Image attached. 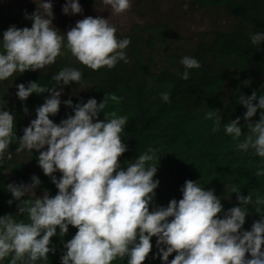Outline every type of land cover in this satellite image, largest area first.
<instances>
[{
  "label": "clouds",
  "instance_id": "obj_1",
  "mask_svg": "<svg viewBox=\"0 0 264 264\" xmlns=\"http://www.w3.org/2000/svg\"><path fill=\"white\" fill-rule=\"evenodd\" d=\"M34 3L35 10L23 14L31 26L20 28L13 24L0 37V81L54 64L58 56L64 55L62 49L93 71L112 69L120 61L129 63L125 49L130 38H117L108 17L85 16L62 32L53 24L52 0ZM101 3L117 15L131 7V0ZM61 7L65 15L83 12L79 0H65ZM249 40L260 49L264 31L251 33ZM179 63L184 68L178 73L182 80L189 79V70L201 67L191 56L181 57ZM50 81V86H41L37 81L16 85L15 95L21 102L33 93L48 95L36 107L35 118L23 128L15 152L35 150L38 167L58 191L54 196L46 191L31 198L30 194L41 185L35 174L30 182L6 185L11 194L7 204L15 202L17 212L0 215V264L6 259L8 264H46L49 253L57 252L51 238H63L70 225L77 231L71 239L62 240L60 264H111L118 258L126 259V264H142L152 250L153 237L157 251L152 258H159L161 264H264V196L257 194L253 201L251 193L242 195L233 186L231 193L237 194V205L225 209L214 190H205L198 180H185L179 189L182 198H173L166 206L156 205L155 189L160 183L154 179L160 159L158 149L148 146L134 159L125 160L126 167L118 159L128 150L122 143L128 117L104 110L109 98L117 103L121 98L106 93L99 103L88 98L87 102L75 104L69 98L63 104L73 114L56 123L50 116L59 112L65 86L79 85L82 72L64 66L53 73ZM260 89L259 95L256 90L239 95L238 103L246 109L242 116L225 123L219 109L208 110L203 116L213 122L214 133L223 124L224 134L236 141L235 151H251L260 158L257 177L264 176V84ZM160 99L169 102V92L160 93ZM5 104L0 99V165L12 159L9 148L17 137L13 130L15 114ZM258 110L259 118L251 119ZM23 111L27 113V107ZM57 172L61 174L59 178ZM25 196L28 198L22 199ZM250 204L255 205L259 219L245 230ZM174 252V258L169 260Z\"/></svg>",
  "mask_w": 264,
  "mask_h": 264
},
{
  "label": "trees",
  "instance_id": "obj_2",
  "mask_svg": "<svg viewBox=\"0 0 264 264\" xmlns=\"http://www.w3.org/2000/svg\"><path fill=\"white\" fill-rule=\"evenodd\" d=\"M85 2L91 4V0ZM191 5L203 9L220 8L232 18L233 26L212 29L203 34L196 45L184 50V44L171 45L166 24L135 23L126 33H116L117 38H130L131 43L125 49L127 64L120 61L112 69L104 67L93 71L62 49L64 55L58 56L54 64L41 70L16 73L8 80L0 81V99L6 101L5 108L15 114L13 130L17 135L9 148L13 152L12 159L0 165V215H15L17 212L15 202L11 206L7 204L11 198L6 191L8 183L30 182V177L35 174L41 180L36 192L46 194L48 191L54 196L58 191L38 167L35 150L15 152L23 128L35 118L36 107L43 104L48 93H33L23 102L15 93L17 84L29 81L50 86L53 73L64 66L78 68L82 72V81L79 85L65 86L59 112L50 119L59 123L73 114L72 109L63 104L69 98L75 104L81 100L87 102L88 98H95L99 103L106 93L120 97L119 103L109 98L104 110L128 117L122 133V143L128 150L118 159L121 166L126 167L125 160L134 159L148 146L158 149L160 159L154 179L158 178L160 183L155 189L156 205H166L173 198H182L179 189L185 180H198L205 190H214L225 209L237 205V194L231 193L233 186L240 189L242 195L251 193L253 201L257 194L264 196V176L255 175L260 158L251 151H235L236 141L224 134L223 124L214 133L213 122L203 119L204 113L211 109L220 110L222 123L242 116L246 109L238 103L239 95H250L254 90L260 94V86L264 84V43L258 49L250 43L249 35L264 31V0H192ZM25 11L31 14L34 9H11L6 15L0 11V37L13 24L20 28L31 26V21L24 18ZM183 56L194 57L201 65L199 69L189 70L188 80H182L178 75L184 71L179 63ZM165 91L169 92L167 103L160 99V93ZM24 107H27V113L23 111ZM259 111L251 119H258ZM100 119H103L102 113ZM242 131L246 129L242 128ZM55 175L59 178L61 174L57 172ZM254 207V204L248 205L250 213L243 226L245 230H250L252 222L259 219ZM76 231L70 225L63 238L58 235L51 238L57 252L55 255L49 253L46 264H60L62 240L71 239ZM155 239L152 238V250L142 264H161L159 258H152L157 251ZM175 254H171L169 260ZM3 264H8L7 259ZM37 264L44 262L38 261ZM111 264H126V259L118 258Z\"/></svg>",
  "mask_w": 264,
  "mask_h": 264
},
{
  "label": "rangeland",
  "instance_id": "obj_3",
  "mask_svg": "<svg viewBox=\"0 0 264 264\" xmlns=\"http://www.w3.org/2000/svg\"><path fill=\"white\" fill-rule=\"evenodd\" d=\"M191 1L131 0V7L125 13L117 15L111 13V9L103 5L101 0H91V4L79 0L83 9L82 14L65 15L61 7L65 0H52L55 17L53 24L58 30L65 32L74 26L77 20L89 15L93 17L99 15L108 17L109 23L115 26L116 33H126L135 23L142 25L147 22H159L166 24L165 30L171 45L174 44L175 47L184 44V50L196 45L203 38L202 35L212 29H228L233 26L232 18L223 13L222 9L198 8L192 6ZM28 7L35 10L34 0H0V11L3 15L10 14L11 9ZM39 195L43 194L41 192L30 194L35 198Z\"/></svg>",
  "mask_w": 264,
  "mask_h": 264
},
{
  "label": "bare ground",
  "instance_id": "obj_4",
  "mask_svg": "<svg viewBox=\"0 0 264 264\" xmlns=\"http://www.w3.org/2000/svg\"><path fill=\"white\" fill-rule=\"evenodd\" d=\"M216 98V97H215Z\"/></svg>",
  "mask_w": 264,
  "mask_h": 264
}]
</instances>
